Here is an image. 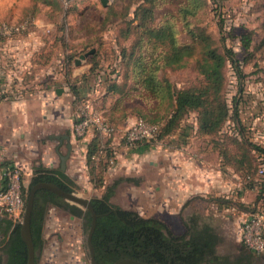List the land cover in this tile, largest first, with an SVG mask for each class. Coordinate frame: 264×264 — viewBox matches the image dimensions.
Listing matches in <instances>:
<instances>
[{"label":"rangeland","instance_id":"1","mask_svg":"<svg viewBox=\"0 0 264 264\" xmlns=\"http://www.w3.org/2000/svg\"><path fill=\"white\" fill-rule=\"evenodd\" d=\"M48 1L0 0V24H20L30 20L36 25L33 36H24L3 43L4 47L2 45V48H8L11 45L23 46L19 48L22 51L20 55L18 50L9 54L6 59H10L14 55L12 60L18 62L22 60L21 56L24 53L25 59L28 57L31 62L35 61L40 69L49 68L56 61L61 62L60 64L56 63V65L64 67L63 62L66 61L67 56L78 58V56L96 48L97 53H100V58L104 60L98 74L87 71L75 80L68 77L69 83L67 82L65 86L70 91V86L76 85L81 97L90 92L89 88L90 90L93 89L94 94L98 93L94 101L97 107L103 111L105 118L112 120L116 125V142L118 143L116 151L119 155L118 159H121L120 162L123 161V164L116 161V165L109 167L108 170L93 166L86 161L84 154L93 137L84 142L86 138L78 139L75 136L74 127H53L60 123L64 114H66V118L75 123V112L73 113L74 116L68 110L67 112H56L54 117H47L46 121H43V118L33 109V113L29 117L31 127H29L28 134V140L34 151V154L31 155L33 171L30 175H27L29 173L26 175L22 173L19 180L20 190L22 188L21 196H23V201L25 200L24 207L31 188L30 183L35 177L34 169L39 167L52 171L60 169V160L55 153V146L57 145L55 137L68 135L69 138L77 141L84 150V152L78 150V152H72L64 168L63 173L69 181L67 185L71 192L89 202L110 193L109 202L111 205L121 210L134 212L143 219L153 218L145 213L146 210L142 212L134 208L135 202L138 203L137 200L139 201V197L134 192L139 191L144 186L142 181H146V176L136 174L132 164L136 162L134 157L138 154L140 157L145 154V151L126 150L121 137L125 131L124 127L131 126L136 120L166 121L172 114V105L174 104H170L167 99L155 98L151 100L145 94L140 83L141 78L137 74V66L133 60L141 59V63L148 66L147 69H155L154 76L156 79L167 80L173 90L202 88L204 79L197 72L196 61L200 59L205 47H211L217 53L222 54L223 43L219 32V20L222 19L233 29L232 33L235 35L244 33L250 37V57L244 70L247 75L245 89L253 88L257 91L260 89L258 85L264 77V0H215L217 2L214 4L208 0H156L153 5L146 6L152 10L154 16L152 21L150 18L145 20L146 23H144V19L140 20L142 0H107V7H103L100 0H63L61 4L49 3ZM183 7L193 11V13L183 15L182 12L181 14L180 10ZM28 17H32V19ZM139 24L142 26L139 27ZM165 24L171 27V33L178 45H189L193 51V56L178 69L162 67V58L167 53V45L162 46L157 42H153L154 45L145 44V42L138 43L139 38L146 41L142 33L147 28L155 29ZM115 36L118 39H116L117 42L127 47V53L124 67H120V71L123 70L122 77L117 78L119 82L117 94L111 97L105 96L104 90L106 92V79L116 78L115 70L118 69L112 49L115 44ZM140 45H143L142 49ZM64 49L67 52L70 51L67 56L60 52ZM128 55H131L132 59H127ZM72 65L70 63L66 70L63 68L65 75L71 74ZM253 65H256V70L260 73H255L256 70ZM22 73L24 71L18 76L14 75V77H18L17 79L21 81L25 76ZM105 75L106 79L103 80L102 76ZM97 76L100 78L99 81L95 79ZM226 79L228 84L232 80L228 72H226ZM102 84L104 85L102 86ZM159 95L162 96V94ZM90 99L92 98L90 97ZM218 103H220V99L219 102L218 99L212 101L213 109L218 107ZM72 104V109L75 110L78 102ZM71 106L69 104V107ZM128 119H130V123L126 125ZM194 119L195 115H190L183 126L188 125L190 127L194 123ZM38 122H44L47 126L51 125L52 127H44L46 132L43 134L42 127L36 126ZM193 138L189 142L191 152L193 154L200 152L204 154L206 160L213 163L218 157L217 153H219L218 144L214 138L211 136ZM230 149L229 155L238 165L244 156V152L237 145H232ZM62 151L64 150L62 149ZM190 158L196 162V159L191 156ZM126 161L131 162L130 167L132 168L127 175L124 172L126 169L124 162ZM242 163L241 167L250 166L248 159ZM189 176L192 181L197 182V170L191 169ZM4 180H6L5 174L1 177V183ZM149 202V198L144 199L142 207L148 208ZM215 210L210 209L208 203L193 200L178 214L163 213L155 217L163 222L176 237L185 233L183 219L191 214L196 213L202 215L203 218H210L213 228L221 239L217 253L234 255L236 252H241L242 243L236 239L233 224L226 217L227 214L221 215ZM89 227L85 226L82 219L49 205L43 224L44 244L41 252L36 254L35 263L90 264L86 243Z\"/></svg>","mask_w":264,"mask_h":264},{"label":"trees","instance_id":"2","mask_svg":"<svg viewBox=\"0 0 264 264\" xmlns=\"http://www.w3.org/2000/svg\"><path fill=\"white\" fill-rule=\"evenodd\" d=\"M155 1L142 0L143 6L140 20L144 19V23H146L145 20L150 18L152 21L154 18L152 10L146 6L153 5ZM208 1H212L213 4L217 2L215 0ZM180 11L181 14L183 12V15H191L193 13L186 7H183ZM28 18L32 19V17ZM219 24V32L223 43L222 54L217 53L211 47H205L200 59L196 61L197 72L204 79L202 88L173 90L167 80L160 81L156 79L154 76L155 69H147L148 66L141 63V59L133 60L135 66H137V74L141 78L140 83L145 94L151 100L155 98L160 100L167 99L170 104H174L172 105V114L169 115L166 121H142L158 127L157 140L176 136L179 139V144L186 145L190 132L194 127L193 137L195 139L204 136L214 138L218 144L217 150H219V153L217 155L222 166L238 175L241 180H246L247 185H243L245 189L253 190L256 188L258 193L253 205L250 207H246L241 203L242 192L240 191L237 192V199L211 197L207 201L199 198L193 200L208 203L209 208L212 210L216 209L215 211L217 212L231 208L239 212L256 214L259 212L257 203H264V177L256 185L253 186L252 184L256 178L259 164L257 157H264V147H258L245 138V125L240 119L238 112L247 78L244 70L250 57V37L244 35V33L235 35V33H232L233 29L222 19L219 20ZM138 26L140 27L142 24ZM170 29L171 27L168 24L155 29L147 28L142 33L146 41L139 38L138 43L145 42V44L154 45L153 42H157L162 46L167 45V53L162 58V67L178 69L184 65L187 59L193 56V51L189 45H178ZM116 39L115 36V44L112 46L114 60L118 66V69L115 70V76L121 78L123 70L120 71V67H124L127 47L121 45ZM236 42L240 45V55L234 53L232 47H229V45H233ZM140 47L142 49L143 45H140ZM99 54L96 48L92 54H89L87 58V63L90 65L89 73L98 74L100 67H102V61L104 60L100 58ZM131 55H128L127 59H132ZM74 59L76 57L67 56V65H70ZM253 67L256 70V65H253ZM229 68L234 71L238 80L237 96L232 99L231 104L226 97V72ZM255 73H260V71L256 70ZM67 82L69 83V81ZM106 83L105 96L114 97L117 94L118 80L112 78L108 79ZM70 89L74 102H79L83 99L76 85H71ZM159 94H162V96ZM217 99L218 102L220 99V103H218V107L213 109L212 101ZM229 105L232 106V110ZM192 114L195 115V126L193 127V124L190 127L188 125L183 126L186 119ZM108 121L116 131L115 123L110 119ZM228 121L233 122L234 127L241 135V140L222 133ZM151 142H136L135 151L147 152L152 150L153 145ZM110 143L111 139L103 141L99 135L94 134L85 152L86 161L95 167L108 170L109 161L112 158ZM232 145L241 147L244 152V156L238 165L229 155ZM243 159H248L250 166L241 167ZM34 176L30 187L38 182H50L64 191L71 192L67 185L68 179L58 170L52 171L39 167L34 169ZM129 180L134 181L133 179ZM1 185V190H5L7 181H2ZM20 192L22 193V188ZM109 199L110 193L102 198H95L90 202L97 214L96 226L91 238L97 264H114L121 259L134 260L145 264H254V259H258L262 255L254 254L242 244L241 254L237 257L219 255L217 247L221 241L220 236L213 228L210 218H203L202 215L193 213L183 219L185 233L176 237L158 219L140 218L134 212L121 210L111 205ZM21 200L24 208L25 200L23 201V196H21ZM189 203L185 206L189 205ZM49 205L61 209L73 217L82 219L86 227H89L91 221V216L87 211L69 205L48 191H37L30 220L35 262L37 260L36 254L41 252L44 244L42 235L43 224ZM211 206H215V208H211ZM3 218L6 219L0 222V252L6 257V261H3L2 257H0V264H25L26 247L20 237L19 223L8 217Z\"/></svg>","mask_w":264,"mask_h":264},{"label":"crops","instance_id":"3","mask_svg":"<svg viewBox=\"0 0 264 264\" xmlns=\"http://www.w3.org/2000/svg\"><path fill=\"white\" fill-rule=\"evenodd\" d=\"M62 1L49 0L48 2L61 4ZM22 47L11 45L5 51L11 54ZM91 50L94 52V49ZM25 51L27 53V50ZM64 51L60 50L65 56L70 52H67L66 49ZM21 52L18 54L20 55ZM21 57L22 60L18 62L12 60L14 55L8 60L0 59V188H2L1 177L4 176L7 166L10 167V164L15 163L14 165L19 166L25 175L26 173L30 175L33 171L31 167V155L34 154V151L32 144L28 140L29 127H31L29 117L33 113V109L43 118V121H46L47 117H54V113L60 111L67 112L68 110L74 116L75 110L71 106L73 96L65 85L68 77L72 80L78 79L90 68V65L87 63L88 57L85 59L86 61H81L79 66L75 65V61L78 59L76 58L73 60V65L71 66L73 71L71 70L70 75H65L63 71L68 67L66 61L63 62L65 64L64 67L56 65V63H61L60 61H56L53 66L40 69L35 61L31 62L28 57L25 59L24 53H22ZM102 64H104V61H102ZM23 71L24 73L22 74H25V76L21 81L17 79L18 77H14V75L18 76ZM105 77L106 75L102 76V79L105 80ZM95 79L100 80L98 76ZM114 79H117V77ZM107 81L108 79H106ZM89 91L83 97H91L92 100H95L98 93L94 94L93 89L90 90V88ZM104 93H106L105 90ZM64 101H66L65 105ZM69 104L71 107H69ZM65 115H63L62 119L59 118L61 119L60 123L53 127H73V122L66 118L67 116ZM129 123L130 119L125 124L129 125ZM36 126L42 127L43 134L46 132L44 127H52L51 125L47 126L44 122H38ZM124 128L126 130L128 127ZM85 138L84 142L89 141L91 135H87ZM55 139L57 140L55 153L60 160V169L57 170L64 175L63 172L68 159L65 160L62 168L61 157L67 154V147H71L69 156L72 152H84V150L77 141L69 138L68 135L55 137ZM116 141L115 144L118 145ZM144 153L140 157L138 156L139 154H136L137 156L134 157V159L136 158V162L132 164L134 166L133 171L136 174L146 176V181H142L144 186L139 191L134 192L139 197V201L136 198L138 203L135 202L134 208L142 212L146 210L145 213L153 218L163 213L168 215L178 214L186 204L195 198L207 201L211 197L225 194L229 187L232 188L238 180L235 175H232L231 170L222 174L220 159L218 157H216V162L210 163L206 160L204 154L200 152L193 154L191 149L189 155L187 153L184 154V152L182 154L179 151L169 153L161 148L145 151ZM190 156L196 159V163L198 164L197 182L192 181L189 176V171H191L190 161L192 159ZM120 160L117 158V162H120ZM122 162L120 163L123 164ZM130 163V161L124 162L126 167L124 172L126 175L132 170ZM241 192V203L246 207L252 206L257 195L255 190L245 189ZM146 198H149L150 201L148 208L142 207ZM218 213L221 215L227 214L225 216L233 224L236 239L238 240L240 219L244 217L245 213L239 212L238 214H234L226 211H219ZM5 219L0 217V222ZM240 254L241 252H236L234 255H225L237 257ZM254 260V264H264V254Z\"/></svg>","mask_w":264,"mask_h":264},{"label":"built area","instance_id":"4","mask_svg":"<svg viewBox=\"0 0 264 264\" xmlns=\"http://www.w3.org/2000/svg\"><path fill=\"white\" fill-rule=\"evenodd\" d=\"M35 27L36 25L34 22L30 20H26L20 24H0V59L5 60L10 54L5 51L6 47L2 48L4 42L24 36H33L35 34L34 31H36ZM229 47H232L234 53L240 55V45L238 42L229 45ZM227 72L232 78L226 86V97L231 104L232 99L237 96L238 80L231 68H229ZM258 86L260 89L257 91L253 88L249 90L245 89L246 86H244L243 99L238 108V112L240 119L245 125V138L258 147H264V77L261 79L260 85ZM72 98L74 104V97ZM229 107L232 110V106L229 105ZM75 115L76 120L75 123H73V127L74 134L78 139L85 138L87 135L93 137L94 134L99 135L103 141L111 139L110 147L112 148V158L109 161V167L115 166L118 158V153L116 151V146L118 145L115 144L116 131L110 125L108 119L105 118L103 111L97 107L94 100L89 97H83V99L78 102L77 107H75ZM194 124L195 122L193 123V127L195 126ZM193 130L190 132L186 145H181L176 136L157 140L158 127L149 125L142 120H136L131 126L126 128L122 134L121 140L126 150L135 149L136 142L152 141V149L161 148L169 153L179 151L182 154L184 152V154L187 153L189 155V142L194 136ZM222 133L228 134L237 140H241V135L236 127H234L233 122L228 121ZM257 160L259 164L257 166L256 178L252 184L253 186L264 177V157H257ZM190 164L191 169L198 170V164L192 159ZM220 165L222 174L230 171L224 168L221 162ZM230 172L237 177V184L235 183L232 188L229 187L227 193L217 197L237 199V192L245 190L243 185H247L246 180H241L238 175L234 174L232 171ZM21 175L22 170L19 166L13 165L7 167L5 171L7 186L5 190L0 189V217H8L18 221V223H20L24 211L19 184ZM253 190H255L256 194L258 193L256 188ZM211 208H215V206H211ZM257 209L259 212L256 214L245 213L244 217L240 219L238 236L242 245L254 254L260 255L264 253V203L258 202ZM222 211L234 214L239 213V211L231 208H226Z\"/></svg>","mask_w":264,"mask_h":264},{"label":"water","instance_id":"5","mask_svg":"<svg viewBox=\"0 0 264 264\" xmlns=\"http://www.w3.org/2000/svg\"><path fill=\"white\" fill-rule=\"evenodd\" d=\"M100 3L103 7H107V0H100ZM92 52L93 50L89 51L88 53L84 55H80L78 59H76L75 65L79 66L81 64V61H85V59L89 56V54H92ZM67 148H68L67 154L61 157L62 168H63L65 160L68 159L70 151H71L70 146H68ZM40 190L48 191L54 194L55 196L61 198L64 202L68 203L69 205H73L83 211H87L90 214L91 222H90V227H89L87 237H86V243H87V247L89 251L90 264H97L95 261V257H94V249L91 243V238L95 230V226H96L97 214L95 213L91 203L85 198L73 192L64 191L63 189H61L54 183H50V182H38L34 184L33 186H31L29 190V194L26 200L23 215L19 223L20 237L26 247V263L25 264H35V252H34V246H33L32 238H31L30 220H31V214H32L35 194L37 193V191H40ZM114 264H145V263L134 261V260H129V259H121L115 262Z\"/></svg>","mask_w":264,"mask_h":264},{"label":"flooded vegetation","instance_id":"6","mask_svg":"<svg viewBox=\"0 0 264 264\" xmlns=\"http://www.w3.org/2000/svg\"><path fill=\"white\" fill-rule=\"evenodd\" d=\"M0 257H2L3 261H6V257L3 256L1 252H0Z\"/></svg>","mask_w":264,"mask_h":264}]
</instances>
